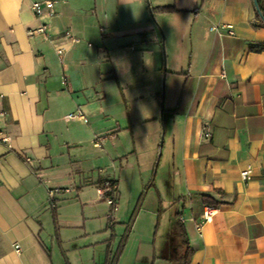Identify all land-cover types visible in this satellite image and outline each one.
Listing matches in <instances>:
<instances>
[{
	"label": "crops",
	"instance_id": "obj_1",
	"mask_svg": "<svg viewBox=\"0 0 264 264\" xmlns=\"http://www.w3.org/2000/svg\"><path fill=\"white\" fill-rule=\"evenodd\" d=\"M40 1L54 4L50 19L31 12ZM258 2L261 11L256 0H0V264H264V52L251 50L264 46ZM163 7L175 12L155 11ZM42 24L45 39L28 35ZM222 26L232 34L211 30ZM147 88L163 127L151 187L159 220L161 187L174 194L178 254L157 253L155 236L135 230L139 214L124 222L119 180L97 167L99 156L98 172L82 169L87 147L107 159L98 140L137 143L135 127L156 122L129 110ZM77 111L87 123L65 120ZM110 182L109 218L90 192ZM203 198L217 209L205 224Z\"/></svg>",
	"mask_w": 264,
	"mask_h": 264
},
{
	"label": "rangeland",
	"instance_id": "obj_2",
	"mask_svg": "<svg viewBox=\"0 0 264 264\" xmlns=\"http://www.w3.org/2000/svg\"><path fill=\"white\" fill-rule=\"evenodd\" d=\"M148 78L150 77L148 76ZM138 81L139 80L137 78L131 79V83L133 85L138 84ZM121 82L124 83L125 80L122 79ZM152 82L154 83L153 79ZM126 91L131 92L132 100L140 95L134 87L129 86V89ZM165 91V83H163L160 91L158 89L156 93L159 94V100H161V95ZM151 94L154 98L156 97L155 89H142V103L131 101L129 105L130 112L135 116L140 115L139 117L143 116L142 119L146 118L156 121L144 124L148 126H143L141 123L135 127V134L140 137V139L135 138L138 142L133 143L131 138H126L125 140V138L120 135H118V137L113 141V137H104L105 141L103 140V142L102 140H98L95 147H98L96 153H100L105 150L107 159L104 158V155H95L93 150L87 147L81 157L82 169H84L86 174L90 175L93 171L98 172L94 169L93 160L99 156L96 160V163L98 164L97 167H100L102 172H107L109 176H115L117 180H119V193L122 199L117 203V209L118 207H121L122 216L124 217V220H126L124 222H126L127 225H133L139 214L140 216L135 230L142 231V233L143 231L148 230L151 232L152 238L155 236L154 240L157 253L160 255L165 250L171 249L173 254H178L181 242L179 232L175 227L177 203L174 202V194L170 191V189L164 191V188L161 187V194L164 192V212L162 219L159 220L158 212L160 209V203L158 202V194L155 187H151L153 174L156 171L158 175L161 173V167L156 170L157 161L160 156L159 147L162 146V140L160 138L159 141H157V136L159 132L162 136L163 132V127L159 117L160 114L157 115L159 106L157 103H152L148 100L149 95ZM119 98L120 96H117L118 104L125 113L127 111V107L122 102L121 98L120 100ZM142 136H147V138L142 139ZM106 140H109V142H106ZM123 143L124 151L127 152L123 157H121V154H116L120 152L119 146ZM133 149L136 150V154L127 155V153ZM150 154H156V158H154L153 162H150ZM165 161L166 158L164 156L161 166L165 163ZM107 162H110L111 164H108ZM90 193L94 200L96 198L97 202L106 207L107 216H112L114 214H112V211L110 212L111 208L107 205V203L99 198L97 190L93 189V192ZM141 211H143L142 214Z\"/></svg>",
	"mask_w": 264,
	"mask_h": 264
},
{
	"label": "built area",
	"instance_id": "obj_3",
	"mask_svg": "<svg viewBox=\"0 0 264 264\" xmlns=\"http://www.w3.org/2000/svg\"><path fill=\"white\" fill-rule=\"evenodd\" d=\"M53 7L54 4L50 1H40V2H34L30 6L31 12L34 14L35 17L39 19H50L53 15ZM48 28V24H42L40 27H38L35 30H31L28 32L29 36H36L40 35L44 39L46 38V30ZM227 30L228 34H232L231 27L229 26H222V27H214L211 30L214 31L215 33H219L220 30ZM73 42H77L76 40ZM72 119H78L82 120L84 123H87V119L85 115L81 111H77L73 114L67 115L65 117V120H72ZM202 136L204 138H209V132L205 131L202 133ZM7 138H0L1 143H6ZM25 162H29L30 160L28 158L24 159ZM251 174V168L247 167L240 173V177L242 181H247L250 177ZM115 186L113 187H105V189H97V193L99 198H101L103 201L107 203V205L111 208L112 211L116 210V200H115ZM67 192V191H65ZM48 196H49V208L53 209L55 207V202H54V191L53 190H48ZM217 209L212 206H205L202 211V221L201 224L209 223L213 219V217L216 214ZM109 218L111 216H108Z\"/></svg>",
	"mask_w": 264,
	"mask_h": 264
},
{
	"label": "trees",
	"instance_id": "obj_4",
	"mask_svg": "<svg viewBox=\"0 0 264 264\" xmlns=\"http://www.w3.org/2000/svg\"><path fill=\"white\" fill-rule=\"evenodd\" d=\"M257 2V5H258V8L259 10L261 11V8L259 6V2L258 0H256ZM156 12H160V13H166V14H170V13H173L175 12V10L172 8V7H163V8H159V9H155ZM264 16V15H262ZM253 52H256V53H260V52H264V46H257V47H253L251 49ZM113 187L115 186V184L113 182H110L109 184H105L104 187L100 188V189H105V187ZM203 201L204 203H206L207 205H210L211 206V203L208 202V200L206 198H203ZM213 207V206H212ZM131 223V222H130ZM180 224V223H179ZM180 226V225H179ZM181 264H187V260H185L183 263Z\"/></svg>",
	"mask_w": 264,
	"mask_h": 264
},
{
	"label": "water",
	"instance_id": "obj_5",
	"mask_svg": "<svg viewBox=\"0 0 264 264\" xmlns=\"http://www.w3.org/2000/svg\"><path fill=\"white\" fill-rule=\"evenodd\" d=\"M256 12H257L259 18L262 20V22H264V16H262V14H261L260 11L258 10L257 6H256Z\"/></svg>",
	"mask_w": 264,
	"mask_h": 264
}]
</instances>
